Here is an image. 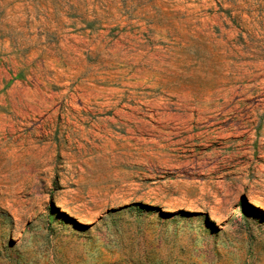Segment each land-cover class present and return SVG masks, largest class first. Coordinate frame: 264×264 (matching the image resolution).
I'll list each match as a JSON object with an SVG mask.
<instances>
[{
	"label": "rangeland",
	"instance_id": "obj_1",
	"mask_svg": "<svg viewBox=\"0 0 264 264\" xmlns=\"http://www.w3.org/2000/svg\"><path fill=\"white\" fill-rule=\"evenodd\" d=\"M0 264H264V0H0Z\"/></svg>",
	"mask_w": 264,
	"mask_h": 264
}]
</instances>
